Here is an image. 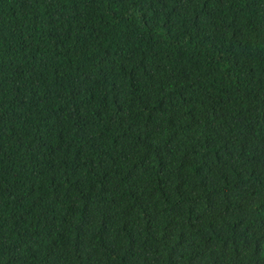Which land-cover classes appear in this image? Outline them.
Wrapping results in <instances>:
<instances>
[{"label": "trees", "instance_id": "1", "mask_svg": "<svg viewBox=\"0 0 264 264\" xmlns=\"http://www.w3.org/2000/svg\"><path fill=\"white\" fill-rule=\"evenodd\" d=\"M0 264H264V0H0Z\"/></svg>", "mask_w": 264, "mask_h": 264}]
</instances>
